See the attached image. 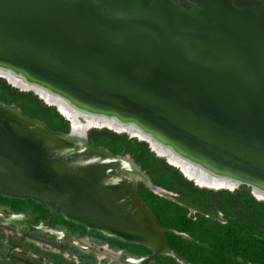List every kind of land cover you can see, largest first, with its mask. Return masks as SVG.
<instances>
[{
	"label": "water",
	"instance_id": "1",
	"mask_svg": "<svg viewBox=\"0 0 264 264\" xmlns=\"http://www.w3.org/2000/svg\"><path fill=\"white\" fill-rule=\"evenodd\" d=\"M189 1L0 0V62L264 184V12ZM68 135L0 102V193L152 250L131 264L176 257L130 156Z\"/></svg>",
	"mask_w": 264,
	"mask_h": 264
},
{
	"label": "trees",
	"instance_id": "2",
	"mask_svg": "<svg viewBox=\"0 0 264 264\" xmlns=\"http://www.w3.org/2000/svg\"><path fill=\"white\" fill-rule=\"evenodd\" d=\"M0 102L17 106L24 115L43 122L52 131H70L56 106L45 105L32 92L19 91L2 79ZM88 141L113 154H129L154 185L202 206L190 216L185 202L136 187L141 200L164 229L166 241L176 256L160 254L153 264H264L263 200L254 198L247 190H215L195 185L178 167L156 155L144 139L101 129L89 133ZM207 206L227 214L226 219L219 221L215 215H209ZM45 255L58 264L64 261L55 253Z\"/></svg>",
	"mask_w": 264,
	"mask_h": 264
},
{
	"label": "bare ground",
	"instance_id": "3",
	"mask_svg": "<svg viewBox=\"0 0 264 264\" xmlns=\"http://www.w3.org/2000/svg\"><path fill=\"white\" fill-rule=\"evenodd\" d=\"M0 76L7 77L11 83L19 84L23 89L34 91L37 95L46 99L48 103L55 105L60 113L70 119L72 127L68 137L69 140L75 143H84L86 137H88V130L91 127L99 126L100 123L119 131H129L148 141L157 153L165 156L169 163L177 166L188 178L197 183L216 189H235L242 185H248L257 198L264 200L263 183L249 181L238 175L222 171L214 164L185 151L171 140L145 127L132 117L121 115L113 110L94 107L55 88L49 83L35 79L21 68L1 62ZM82 118L85 119V122L82 121ZM123 161L128 167L131 179L135 182L142 180L148 183L147 177L133 163L130 157H126ZM149 185L147 184L148 187L153 189V185L151 183ZM153 190L155 191V189ZM0 217H4L7 223H15L19 229L24 225H31L27 215H8L0 209ZM55 236L60 242L69 241L78 245L82 250L95 251L99 258H111L114 261H122L120 258L121 254L119 255V252L110 249L107 245L99 248V246L91 244L88 239H76L61 229L55 232ZM51 249L58 250L55 247ZM129 261L132 262L133 260L130 259Z\"/></svg>",
	"mask_w": 264,
	"mask_h": 264
},
{
	"label": "rangeland",
	"instance_id": "4",
	"mask_svg": "<svg viewBox=\"0 0 264 264\" xmlns=\"http://www.w3.org/2000/svg\"><path fill=\"white\" fill-rule=\"evenodd\" d=\"M0 79L4 80L11 87H13V88H15V89H17L19 91H24V92H29L30 91V92H32L45 105L53 106V104L48 103L46 101V99H44L40 95H37L34 91L23 89L19 84L17 85V84L11 83L8 80L7 77L0 76ZM53 107H55V105ZM56 110L58 111V109H56ZM62 116H63V114H62ZM63 118L65 119L68 127L71 130L72 123H71L70 119L65 117V116H63ZM82 121L85 122V119L82 118ZM101 129H107V130H109L111 132H114V133H117V134L124 133L128 137L129 136L130 137H136L138 139L143 140L138 135L130 133L129 131H125V130H120L119 131V130H116L114 128H110L108 126H104L101 123L97 127H91L88 130V135L92 131L101 130ZM148 144H149V142H148ZM149 147L156 155H158L161 158H164L166 160V162H168L167 158L165 156L157 153L152 148L151 144H149ZM130 158L133 159L131 156H130ZM171 165H173V164H171ZM173 166H175V165H173ZM138 167H139V165H138ZM184 176H186V175L184 174ZM190 180H192V179H190ZM192 181H194V180H192ZM194 182L196 183L197 186H201V187L207 188V186H203V185L197 183L196 181H194ZM147 184L148 185L150 184L149 181L147 183L145 181L140 180V181L136 182V187L137 186L138 187H146V188H148L150 190V188L147 186ZM152 187H153V189H155V192H153V193H156V191H158L156 193L158 195L168 197V198H170L172 200H181L182 202H185L188 205V214L190 216L194 215L195 212L198 209L200 210L202 208V206L199 205L198 203H192V202L190 203V201L186 200L184 197H181V196H179L178 194H176V193H174L172 191L165 190V189H163V188H161L159 186H158V188H155L154 186H152ZM208 188L216 190V188H212V187H208ZM220 189H222V188H220ZM223 189H225V188H223ZM227 190H229V191L240 190L242 192L244 190H247L254 198H256L258 200H263V199L257 198L253 194L252 189L248 185H242V186H239V187H237L235 189H227ZM205 209H206V211H207V213L209 215H215V218L218 219L219 221H224L226 219V215L227 214L225 215L224 212H222V211H220V210H218V209H216L214 207L207 206ZM228 216L233 217V214L229 213ZM2 218L5 220L4 217H2ZM2 218H0V264H5V263L6 264H58V263H55L54 261H51L44 254V252H46V250H45L46 248H49V247L52 248V247H55V246L50 245V244H46V243H42L41 241H43V242L49 241V242L56 243L59 247L62 248L61 252H64V251H62L63 249L65 251H67V253H68L67 257L63 256L64 261H62L60 264H120L117 260L114 261L111 258H99L98 257L99 258L98 259V258H96V255H95L96 252L94 253L92 251L81 250V248L78 245H76V244H74L72 242H69V241L55 242L56 240H55V238L52 235L46 234V233H43V232H35L36 235H38L41 239L38 240L37 243L35 242V244H34V243L29 241V239H31L32 237L27 235L28 232L25 233L24 238H21V235H22L23 231H26L25 228H23L22 233H21V232H19L17 230L18 226L16 224H14V223L7 224V220H5L6 221V223H5V221ZM12 239H14V242L12 241ZM94 241L97 244L100 243L96 239H94ZM31 244H32L33 247L37 248L38 250L29 249L31 247ZM47 246H49V247H47ZM55 248H57V247H55ZM47 251H49V250H47ZM64 254H66V252ZM127 264H130V263H127Z\"/></svg>",
	"mask_w": 264,
	"mask_h": 264
},
{
	"label": "flooded vegetation",
	"instance_id": "5",
	"mask_svg": "<svg viewBox=\"0 0 264 264\" xmlns=\"http://www.w3.org/2000/svg\"><path fill=\"white\" fill-rule=\"evenodd\" d=\"M178 2L183 8H191V7L195 6V4L189 0H178ZM233 2L236 6H238L240 8H249V9H253L257 12H264V0H233ZM34 203L35 202L27 200V199L16 198V197H12V196H8V195L0 193V209H2V211L4 213H6L8 215H10V214L27 215L32 226L31 225H24L20 229L17 228V230L22 233L23 228H25L26 231H23L21 238H24L25 233L28 232L27 235L32 237L31 239H29V241L34 243V244H35V242L37 243V241L41 239L38 235H36L35 232H43L46 234H50L55 238V240H56L55 242H59L58 238L56 236H54L55 233H54V235L51 234L50 229H49V225L46 224V222H49V224L52 227H54L55 229L64 230L69 235L75 237L76 239L86 238L89 240V242L91 244H93L95 246H99V248H102L103 246L107 245V247H109L110 249H112L116 252H119V255L121 254L120 258L122 260L121 262L118 261L120 264L129 263L130 259H128V257H130V256H135V257L140 258V257L148 256L152 252V250L144 244L123 240L120 237L114 236V235H107V234L101 232L100 230H98L96 228H87L83 224L76 223L74 221L66 219L59 212L53 213L49 209V207H47L45 204L41 203V205H39V204H36V203L34 204ZM0 218H2V217H0ZM5 223H6V221H5ZM7 224H12V223H7ZM39 224L43 225L42 230L36 229L35 226H37ZM94 239H96L100 243H98V244L95 243ZM12 241L14 242V239H12ZM41 242L53 245V246L58 248V250H53L49 246H47L49 248L45 247L46 252L55 253V254L60 255L61 257H63V256L67 257V254H68L67 251H65L63 249L66 252V254H64V252H61L62 248L59 247L56 243L49 242V241H46V242L41 241ZM118 243H123V245L120 246V245H118ZM29 249L34 250V247L32 246V244H31V247ZM47 250H49V251H47ZM132 251H135V252H132ZM141 251H143V252H141ZM46 252H44V253L46 254ZM92 252L95 253V251H92ZM95 255H96V258H98L96 253H95ZM45 256H47V255H45ZM153 263L154 262H151L150 264H153ZM130 264H131V262H130Z\"/></svg>",
	"mask_w": 264,
	"mask_h": 264
}]
</instances>
